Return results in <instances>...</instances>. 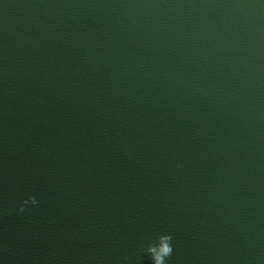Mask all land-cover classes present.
I'll use <instances>...</instances> for the list:
<instances>
[{"label": "water", "instance_id": "obj_1", "mask_svg": "<svg viewBox=\"0 0 264 264\" xmlns=\"http://www.w3.org/2000/svg\"><path fill=\"white\" fill-rule=\"evenodd\" d=\"M166 232L168 264H264V0H0V264Z\"/></svg>", "mask_w": 264, "mask_h": 264}, {"label": "clouds", "instance_id": "obj_2", "mask_svg": "<svg viewBox=\"0 0 264 264\" xmlns=\"http://www.w3.org/2000/svg\"><path fill=\"white\" fill-rule=\"evenodd\" d=\"M39 205V200L35 197H29L24 200H22L19 204L18 211L23 213L26 208H31ZM166 235L168 236L169 239V245L168 247L164 250L163 256L161 257L160 255H152L149 254L148 258L152 262V264H168V258L172 255L174 251V246H173V237L172 234L169 232H166Z\"/></svg>", "mask_w": 264, "mask_h": 264}]
</instances>
